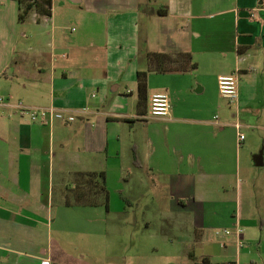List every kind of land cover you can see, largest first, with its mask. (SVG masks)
<instances>
[{
  "label": "crops",
  "instance_id": "0c3cea01",
  "mask_svg": "<svg viewBox=\"0 0 264 264\" xmlns=\"http://www.w3.org/2000/svg\"><path fill=\"white\" fill-rule=\"evenodd\" d=\"M22 10L0 0V264H264V0ZM179 54L197 69L150 71L138 108V73ZM230 75L234 101L219 90ZM157 93L170 97L164 116L150 113ZM18 102L76 120L32 122ZM137 209L153 246L135 255Z\"/></svg>",
  "mask_w": 264,
  "mask_h": 264
},
{
  "label": "built area",
  "instance_id": "2783aa9c",
  "mask_svg": "<svg viewBox=\"0 0 264 264\" xmlns=\"http://www.w3.org/2000/svg\"><path fill=\"white\" fill-rule=\"evenodd\" d=\"M219 90L222 96L229 98L234 101L238 93V78L236 75L222 76L219 79ZM95 96V95H93ZM4 102V99H0V103ZM171 107L170 97L165 93L154 94L150 101V113L153 116H164L169 113ZM18 113L21 116L28 117L32 122H41L44 124H51L53 121H65L74 122L76 116L66 112L65 110H60L54 107L49 108H35L26 106L23 102H18L15 105ZM240 128V125H236ZM245 136L240 135V140H244ZM234 232L233 229L216 230L217 236L231 235ZM237 235L240 237L242 231L240 229L236 230ZM244 242L239 239V247L242 248ZM43 264H50L48 261H44Z\"/></svg>",
  "mask_w": 264,
  "mask_h": 264
},
{
  "label": "trees",
  "instance_id": "16d2710c",
  "mask_svg": "<svg viewBox=\"0 0 264 264\" xmlns=\"http://www.w3.org/2000/svg\"><path fill=\"white\" fill-rule=\"evenodd\" d=\"M19 4H22L23 10L20 13V20L24 21L28 14L34 10L36 15L40 18L50 17L51 15V0H18ZM24 5V7H23ZM158 15L166 16L168 11L158 10L156 12ZM148 57L152 60L171 58L170 55L167 54H159V53H151L148 54ZM172 59V58H171ZM167 63V62H166ZM160 64V63H159ZM197 69V63L193 62L190 54H179L175 63L167 66H157L156 69H148L146 71H140L138 73V108H141L148 99V75L152 70H156L160 73L166 72H176V73H184L188 71H193ZM102 187L106 193V197L108 198V191L105 187L104 177L102 180Z\"/></svg>",
  "mask_w": 264,
  "mask_h": 264
},
{
  "label": "rangeland",
  "instance_id": "374dc122",
  "mask_svg": "<svg viewBox=\"0 0 264 264\" xmlns=\"http://www.w3.org/2000/svg\"><path fill=\"white\" fill-rule=\"evenodd\" d=\"M257 169L254 167V170ZM253 170V171H254ZM130 215H131V219L135 222H139L140 225H142V228L140 227H136L132 233H130L129 239L126 240V247L128 250H133L135 248V255H138L137 252H139V254H146L149 251V248H152L153 244H152V238H151V232H149V230L145 227V220L147 217L150 216L149 212L143 210V209H137L134 213L130 214L127 213V216L130 219ZM128 217H126L125 219H127ZM121 220H124V218H122ZM138 223H136L135 226H137ZM167 250L166 251H162L161 255H172V250H170L169 246L166 247Z\"/></svg>",
  "mask_w": 264,
  "mask_h": 264
},
{
  "label": "water",
  "instance_id": "95a60500",
  "mask_svg": "<svg viewBox=\"0 0 264 264\" xmlns=\"http://www.w3.org/2000/svg\"><path fill=\"white\" fill-rule=\"evenodd\" d=\"M259 158H260V155H258V156L255 157V162H256L257 165L259 164V162H258V159Z\"/></svg>",
  "mask_w": 264,
  "mask_h": 264
}]
</instances>
